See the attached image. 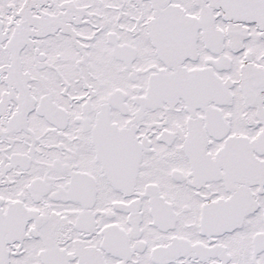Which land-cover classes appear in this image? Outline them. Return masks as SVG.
<instances>
[{
  "label": "snow or ice",
  "instance_id": "snow-or-ice-1",
  "mask_svg": "<svg viewBox=\"0 0 264 264\" xmlns=\"http://www.w3.org/2000/svg\"><path fill=\"white\" fill-rule=\"evenodd\" d=\"M0 264H264V0H0Z\"/></svg>",
  "mask_w": 264,
  "mask_h": 264
}]
</instances>
